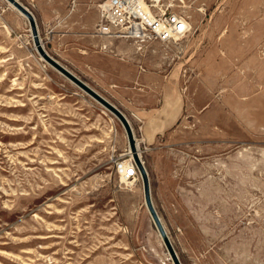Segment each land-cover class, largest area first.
<instances>
[{
  "label": "rangeland",
  "instance_id": "rangeland-1",
  "mask_svg": "<svg viewBox=\"0 0 264 264\" xmlns=\"http://www.w3.org/2000/svg\"><path fill=\"white\" fill-rule=\"evenodd\" d=\"M145 1L190 24L146 51L145 129L127 116L158 215L182 264H264V0ZM35 48L0 0V264H174L122 123Z\"/></svg>",
  "mask_w": 264,
  "mask_h": 264
},
{
  "label": "crops",
  "instance_id": "crops-1",
  "mask_svg": "<svg viewBox=\"0 0 264 264\" xmlns=\"http://www.w3.org/2000/svg\"><path fill=\"white\" fill-rule=\"evenodd\" d=\"M19 1L33 14L50 56L145 129L148 122L142 118L154 108H147L146 89L162 84L161 68L147 69L146 51L160 43L98 33L100 0ZM155 130L160 135L162 125Z\"/></svg>",
  "mask_w": 264,
  "mask_h": 264
},
{
  "label": "built area",
  "instance_id": "built-area-1",
  "mask_svg": "<svg viewBox=\"0 0 264 264\" xmlns=\"http://www.w3.org/2000/svg\"><path fill=\"white\" fill-rule=\"evenodd\" d=\"M102 1L99 4L101 18L97 27L100 34H115L139 44L157 42L168 45L190 32V24L184 16L153 12L154 9L150 8H155L156 4L148 6L145 0ZM144 5L149 9L146 10ZM128 162V170L122 163L117 165V169L125 179H135L139 169L134 157L130 156Z\"/></svg>",
  "mask_w": 264,
  "mask_h": 264
},
{
  "label": "water",
  "instance_id": "water-1",
  "mask_svg": "<svg viewBox=\"0 0 264 264\" xmlns=\"http://www.w3.org/2000/svg\"><path fill=\"white\" fill-rule=\"evenodd\" d=\"M7 1L15 9H17L24 17H26V19L29 21L34 45L38 53L40 54V56L46 61V63H48L50 66L56 69L59 73L65 76L68 80H70L72 83L78 86L81 90H83L88 95H90L92 98H94L96 101H98L100 104H102L106 109H108L111 113H113L120 120L123 127L125 128L130 148L135 153L136 152V144H135V137H134L135 133L130 123V120L127 118V116L120 109L114 106L112 103L104 99L102 96H100L98 93L93 91L82 81H80L70 71H68L65 67H63L57 60H55L52 56H50V54L46 51L44 47V44L40 37V33L38 30L36 20L33 14L30 12V10L26 6H24L19 0H7ZM134 160L142 176L144 197H145V203H146L147 209L156 225V228L164 242V245L166 246L168 250V253L170 254L172 258V261L174 262V264H182L176 250L174 249V246L172 245L170 237L168 236V232L166 231V228L164 227L160 219V216L158 215V212L152 201L150 178L146 170V167L140 161L137 154L134 155Z\"/></svg>",
  "mask_w": 264,
  "mask_h": 264
},
{
  "label": "bare ground",
  "instance_id": "bare-ground-1",
  "mask_svg": "<svg viewBox=\"0 0 264 264\" xmlns=\"http://www.w3.org/2000/svg\"><path fill=\"white\" fill-rule=\"evenodd\" d=\"M6 1H7V0H6ZM10 6H11L14 10H16L18 13H20V12H19L17 9H15L11 4H10ZM144 7H145L146 10L149 9L147 5H144ZM20 14H21V13H20ZM35 50H37V49L35 48ZM134 137H135V136H134ZM141 143H142V142H141ZM135 144H136V152L134 153V152L132 151V149L130 148L128 154H131L130 156H133V157H134L135 154H137V155H138V158L140 159V161L144 164V162L142 161V151H141V148H140V140H138V139L136 138V139H135ZM140 152H141V154H140ZM139 155H140V156H139ZM128 163H129V162H128ZM128 163H126V164H122L126 170H128V168H127ZM144 166H145V165H144ZM139 174H140V173L138 172V176H139ZM121 176H122V178H123L124 180L128 181V183H129L130 185H133L134 181H137V178H138V177H136L135 179H132V178L125 179V178L123 177V175H121ZM132 180H133V181H132ZM172 245H173V244H172Z\"/></svg>",
  "mask_w": 264,
  "mask_h": 264
}]
</instances>
